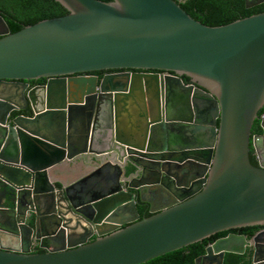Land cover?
<instances>
[{
  "label": "water",
  "instance_id": "water-1",
  "mask_svg": "<svg viewBox=\"0 0 264 264\" xmlns=\"http://www.w3.org/2000/svg\"><path fill=\"white\" fill-rule=\"evenodd\" d=\"M52 1L66 13L15 32L0 16V264H145L205 241L193 264H264V228L239 234L264 227V11L208 26L176 0ZM75 162L117 172L56 186ZM143 188L167 203L139 219Z\"/></svg>",
  "mask_w": 264,
  "mask_h": 264
},
{
  "label": "trees",
  "instance_id": "trees-1",
  "mask_svg": "<svg viewBox=\"0 0 264 264\" xmlns=\"http://www.w3.org/2000/svg\"><path fill=\"white\" fill-rule=\"evenodd\" d=\"M176 1L194 19L208 26L225 24L238 18L264 11V3L258 7L248 9L245 7L244 0ZM65 13L66 10L52 0H0V16L7 24L10 32L18 31L25 25L35 23L39 20L61 16ZM182 80L186 83L188 82V78L185 76H182ZM43 81L44 79L40 78L37 80H31L30 83H43ZM27 113V111H13L12 116ZM259 125V119L254 120L251 128V135L254 132L261 131ZM251 151L252 150L250 149L249 158L251 163L254 164ZM132 169L133 168L130 167L129 171ZM57 185L59 186L58 183ZM135 200L136 209L139 213V219L150 216L151 213L149 211L148 201L140 198H136ZM256 229L241 233H252ZM207 242L208 241L185 246L178 250L163 254L145 264H193L197 257L204 254ZM36 252L40 253L44 252V250L37 249ZM223 264H251V250L246 249V251L242 254L225 253Z\"/></svg>",
  "mask_w": 264,
  "mask_h": 264
},
{
  "label": "flooded vegetation",
  "instance_id": "flooded-vegetation-1",
  "mask_svg": "<svg viewBox=\"0 0 264 264\" xmlns=\"http://www.w3.org/2000/svg\"><path fill=\"white\" fill-rule=\"evenodd\" d=\"M261 4H263V3L257 4L255 6H251L248 9L258 7ZM106 73L107 72L104 71V72H99V73H95V74H97L100 77L102 74H106ZM30 81H28V84H29L30 87L36 86V85H41V84H44L45 83V79H44L43 83H36V84H31ZM150 96H151V99L154 100L155 95L154 94H151ZM18 111H27L28 112L27 114H23V115H30L31 114L29 107H26L25 109L18 110ZM263 112H264V109L262 110V112L259 115H261ZM18 115H20V114H18ZM11 117H14V116H12V113H11ZM259 123H260V121H259ZM260 134H262V129H261L260 132H254L251 135V137L252 136H255V135H260ZM250 146H251L250 149L252 150L251 151V154L253 156L254 165H257L258 166L259 164H258V161L256 159V155L254 154V149H253L252 144H250ZM110 167L113 168L112 171L110 170ZM130 167L131 166L128 167V171L126 172V175H127V173H130L132 170H134V168L132 167L133 169L131 171H129ZM104 172L106 173L105 176L101 175L100 170H97V171H94V172L90 173L89 174L90 176L84 177L81 181L79 180L80 182H77V183L75 182V187H73V190H86V189L88 190V189H93L92 187H93V184H95L94 182L98 181L99 178H101V177H106L107 178V176H110V174H115L117 172V168L115 166H111L110 164H107L104 167ZM56 186H58V185L56 184ZM3 191H4V188H0V195H1V193H3ZM131 191L135 194V199L136 198H140L142 200H147V199L150 200V198H151L152 201H153V203H154L153 206H155V207L167 203L166 202L167 199L165 198V195L163 194L162 190H160V189H153V191H152L153 192V196L152 197H151L152 192H150L148 189H144L143 188L141 190V192H138L137 190H131ZM0 198H1V196H0ZM149 207H150V204H149ZM263 228L264 227L257 228L252 233H248V234L247 233H239V234H243L247 238H250L251 236H253L254 233L258 232L259 230H261ZM45 245H46V241L45 240H43V242H41V243L40 242H35L33 244L32 248H31V250L33 252H36L37 249H43L44 252H45L46 251Z\"/></svg>",
  "mask_w": 264,
  "mask_h": 264
},
{
  "label": "crops",
  "instance_id": "crops-1",
  "mask_svg": "<svg viewBox=\"0 0 264 264\" xmlns=\"http://www.w3.org/2000/svg\"><path fill=\"white\" fill-rule=\"evenodd\" d=\"M98 167L99 166H97L96 164H84L82 162H75L73 164H70V166L67 163L64 166H60L52 169L50 175L52 179L55 181L54 182L55 184L59 182L70 184L82 179L86 175L97 170H100L101 175L105 176L106 175V173L104 172L105 166H101L99 168ZM110 170L112 171L113 168L110 167Z\"/></svg>",
  "mask_w": 264,
  "mask_h": 264
}]
</instances>
